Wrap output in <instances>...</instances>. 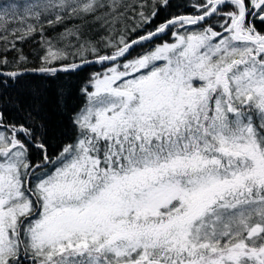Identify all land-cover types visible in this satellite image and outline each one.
<instances>
[{
  "label": "snow or ice",
  "instance_id": "1",
  "mask_svg": "<svg viewBox=\"0 0 264 264\" xmlns=\"http://www.w3.org/2000/svg\"><path fill=\"white\" fill-rule=\"evenodd\" d=\"M0 264H264V0H0Z\"/></svg>",
  "mask_w": 264,
  "mask_h": 264
},
{
  "label": "trees",
  "instance_id": "2",
  "mask_svg": "<svg viewBox=\"0 0 264 264\" xmlns=\"http://www.w3.org/2000/svg\"><path fill=\"white\" fill-rule=\"evenodd\" d=\"M163 19H164V16L162 15L159 18V20H163ZM157 22H159V21H157ZM152 27H154V25ZM33 47H35V45L33 43L29 42L28 44L24 45V50H25V52H30L33 49ZM93 68L97 69V68H99V66L98 65H93ZM50 111H51L52 121L55 124L59 120V116H58V114L55 111L54 105H51Z\"/></svg>",
  "mask_w": 264,
  "mask_h": 264
}]
</instances>
